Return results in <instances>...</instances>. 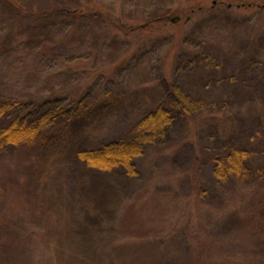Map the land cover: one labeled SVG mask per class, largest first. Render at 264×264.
Wrapping results in <instances>:
<instances>
[{
  "label": "rangeland",
  "instance_id": "374dc122",
  "mask_svg": "<svg viewBox=\"0 0 264 264\" xmlns=\"http://www.w3.org/2000/svg\"><path fill=\"white\" fill-rule=\"evenodd\" d=\"M204 1L209 9L213 2L215 7L199 9L181 28L167 21L135 28L157 6ZM50 3L89 6L93 12L39 14ZM33 4L39 7L35 13L27 10ZM172 81L190 96L214 103L219 113L177 118L168 137L136 159L134 179L122 170L94 171L78 159V150L124 136L164 98ZM79 98L87 110L97 106L90 123L60 118L31 144L0 153L2 264L9 263L8 255L14 261L10 264H27L31 257L42 264L37 258H44L52 233L75 235L69 198L99 208L90 189L83 198L84 187H95L96 181L108 180L117 189L104 203L114 227L147 236L163 234L179 220V231H185L186 200L192 193L195 204L202 203L193 207L198 213L194 226L205 211L221 207L231 212L240 199L244 205L255 203L254 194L249 196L252 185L237 180L219 184L208 159L198 174L201 194L190 170L201 147L231 141L249 149L251 164L264 173V0H0V101L20 102L25 110L36 107L37 113L57 102L75 105ZM240 125L246 135L232 138ZM258 199L264 204V193ZM62 247L63 260L70 264L73 248L67 241ZM151 247L133 253L150 262L159 254ZM120 251L129 261V248Z\"/></svg>",
  "mask_w": 264,
  "mask_h": 264
},
{
  "label": "trees",
  "instance_id": "16d2710c",
  "mask_svg": "<svg viewBox=\"0 0 264 264\" xmlns=\"http://www.w3.org/2000/svg\"><path fill=\"white\" fill-rule=\"evenodd\" d=\"M232 5L234 4L232 3ZM239 5H245V3ZM249 5L254 4L247 6ZM214 7L213 2L210 9L212 10ZM38 9L39 7L33 4L27 10L35 13ZM94 9L98 12L104 11L102 7ZM199 9L210 10L206 6V1L197 4L189 3V5L179 8L157 6L152 9V17L145 22H139L135 28L143 29L166 23V21L181 28ZM92 10L89 6L87 8L79 6V9L72 5L58 8L55 4L50 3V6H43V10L38 12L39 14H52L56 11H64L67 14L76 13V11L93 12ZM175 17L176 19L173 20ZM75 102V105H62L57 102L58 104L56 103L42 112L39 109L36 113L38 109L36 107L25 110L26 107L21 106L20 102L9 99L0 101V153L7 152L11 147L31 144L40 132L57 123L60 118L72 120L76 125L83 122L90 123L97 114V106H93V104L87 110L84 98H79ZM213 104H210L206 99L190 96L177 82L172 81L164 98L153 109L140 115L130 125L124 136L105 142L98 147L80 149L76 155L80 161L94 171L109 173L122 170L127 178L134 179L138 176L136 159L141 157L148 147L165 140L168 137L169 129L177 118L192 119L199 114L214 115L219 113L214 109ZM12 113L15 115L10 117ZM237 133L235 135L238 136L234 135L232 138L237 137L240 140L246 135L242 126ZM252 154L249 149L231 141L219 148L201 147L200 154L194 159L190 171L196 179L194 185H201V187H197L198 194H201L204 191L201 178L199 183L197 179L201 162L208 159L212 165L213 177L219 184H232L237 180L243 184L249 183V187L252 185L254 188L249 196L254 194V204L253 202L246 203L247 205L241 204L243 199H240L237 204L238 209L231 212L223 211L221 207L219 210L215 208L205 211V214L201 213V219L198 218L199 224L194 226L193 220H197L195 216L198 213L193 207L198 208V204L202 206V203L200 201L195 204V195L193 196L192 193L190 200H186L185 211L188 214V220L185 231H179L183 223V220H179L174 222L167 232L147 236L133 233V231L127 233L122 228L114 227V218L112 220L107 218L109 217V205L104 203H106L109 191L114 192L117 189L108 180L105 182L103 180L96 181L94 182L95 187H84L83 198L89 197V193L84 190L90 189L94 193L95 199L98 200L99 208L93 207L89 203H87L89 206H86L85 202L69 198L73 214L71 228L76 236L52 233L54 241L46 246L44 258L37 259L41 260L42 264H65L62 246L64 241H67L73 248L70 264H264V204L259 203L258 199L260 193H264V173L259 172L251 164ZM2 190L3 187L0 184V196L3 193ZM60 194L63 195V192ZM93 195L92 198H94ZM256 199L258 200L256 201ZM253 205L256 207L255 211ZM248 207L252 209L246 210ZM216 213L217 216L214 219H209ZM86 218L90 219L93 224L86 222ZM77 225L79 228H76ZM30 232H32L31 229ZM14 242L16 243V240ZM144 246H153L150 250L159 252L155 255L158 259L155 257L156 259L153 261L141 262L133 252L138 250L137 247ZM121 248H129V254H131L129 261L123 258ZM54 252L56 256L53 258ZM220 253L225 254L226 257L221 259ZM32 255L33 253H31ZM8 257L9 263L5 262V259L4 263H14L9 255ZM30 257L28 256V258ZM14 259L18 262V257L15 255ZM0 261L2 264L1 257ZM27 261V264H37L34 257Z\"/></svg>",
  "mask_w": 264,
  "mask_h": 264
},
{
  "label": "water",
  "instance_id": "95a60500",
  "mask_svg": "<svg viewBox=\"0 0 264 264\" xmlns=\"http://www.w3.org/2000/svg\"><path fill=\"white\" fill-rule=\"evenodd\" d=\"M176 19V17L175 18H173V20H175Z\"/></svg>",
  "mask_w": 264,
  "mask_h": 264
}]
</instances>
